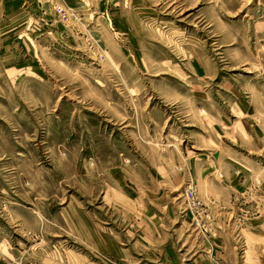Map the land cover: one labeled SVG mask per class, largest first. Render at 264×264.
Instances as JSON below:
<instances>
[{"label": "rangeland", "instance_id": "1", "mask_svg": "<svg viewBox=\"0 0 264 264\" xmlns=\"http://www.w3.org/2000/svg\"><path fill=\"white\" fill-rule=\"evenodd\" d=\"M0 264H264V0H0Z\"/></svg>", "mask_w": 264, "mask_h": 264}, {"label": "built area", "instance_id": "2", "mask_svg": "<svg viewBox=\"0 0 264 264\" xmlns=\"http://www.w3.org/2000/svg\"><path fill=\"white\" fill-rule=\"evenodd\" d=\"M56 12H57L59 15H60V13H63V15H61V16L65 17V12H64L61 8L56 7Z\"/></svg>", "mask_w": 264, "mask_h": 264}]
</instances>
